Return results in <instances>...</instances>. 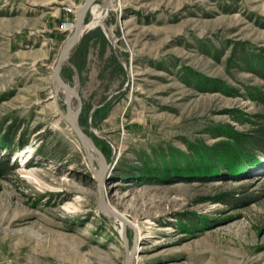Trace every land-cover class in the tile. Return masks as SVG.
<instances>
[{
  "label": "rangeland",
  "instance_id": "374dc122",
  "mask_svg": "<svg viewBox=\"0 0 264 264\" xmlns=\"http://www.w3.org/2000/svg\"><path fill=\"white\" fill-rule=\"evenodd\" d=\"M83 1L0 0V264H264L263 153L205 148L264 117V0H115L87 30L60 74L103 174L51 81Z\"/></svg>",
  "mask_w": 264,
  "mask_h": 264
},
{
  "label": "trees",
  "instance_id": "16d2710c",
  "mask_svg": "<svg viewBox=\"0 0 264 264\" xmlns=\"http://www.w3.org/2000/svg\"><path fill=\"white\" fill-rule=\"evenodd\" d=\"M85 50V45L83 43V40L74 47L73 52L71 53L69 60L72 61L74 64H76V56L78 54H82ZM253 57L255 58L256 64L261 68L260 74L264 78V55H258L256 52L252 53ZM251 54V55H252ZM256 98L263 99L264 101V95H257ZM93 115L95 118H98V120L102 119L106 113L103 111L102 107H97L93 111ZM261 119L252 120L248 119L252 124V129L250 131H240L237 129H234L232 126H230L225 132L227 133L228 141H221L219 143L214 144L212 147H205L206 149L213 150V153H234L237 157V160L235 159L234 162H228V165L231 164L237 165L238 167L243 166L242 162L240 161V158L243 160L247 159L248 162L254 161V157H252V153L254 151H258L260 153H263L264 155V117H258ZM3 141L4 144H10V140ZM104 152L106 153L107 157L109 158L111 154V148L108 144H101L100 145ZM194 153H200L198 151V148L195 147V150H193ZM240 155V157H239ZM227 156V155H225ZM201 157V155H199ZM157 159V157H155ZM141 167L148 166V163H150L149 159L141 155L140 156ZM3 161H0V168L3 167ZM161 164H164L163 161H160L157 166H161ZM133 165L132 164H126L125 168L130 169Z\"/></svg>",
  "mask_w": 264,
  "mask_h": 264
},
{
  "label": "water",
  "instance_id": "95a60500",
  "mask_svg": "<svg viewBox=\"0 0 264 264\" xmlns=\"http://www.w3.org/2000/svg\"><path fill=\"white\" fill-rule=\"evenodd\" d=\"M94 1L95 0H84L83 3L76 9L74 23L72 24L73 25L72 32L67 37L64 44L60 48L58 55H57V58H56V61H55V64H54L53 69L51 71V81L53 84H55L57 82L56 75L60 74L61 67H62L64 61L67 59L69 53L71 52V49L80 42V40L83 38V36L87 32V30L91 29V28L87 27L89 22L85 23L84 21H85V17L87 15V13L92 8ZM107 12H108V10H107ZM101 22H102V20H101ZM99 24L100 23H98L97 25H99ZM62 92L65 96L64 101H65V107H66V114H63V116H64L65 120L67 121L68 125L70 126V128L72 129V131L74 132V134L76 135V137L78 138L81 145L84 148H86L87 150L92 149V150L96 151L98 153V155L101 157L102 162H103V171H102V174H103L105 166H106L105 156H104L103 152L92 142L91 139H89V138L85 139V137H84L85 134L83 133V131L81 130V128L78 124V114L80 111V107H78V109L73 111L71 108V104H70L71 96L66 91L62 90ZM57 93H58V91L55 90V94H57ZM75 97H77V93L75 94ZM101 180H102V177H100V179H99V186H98L99 203L102 205V207L105 210L116 215L121 221H123V223L125 225V223H127V219H125V217L123 215L117 213V211H114L111 207H109L106 203H104L103 196H102ZM128 253H129V251L127 252V260H126L125 264H130V262H131L132 252L130 255H128Z\"/></svg>",
  "mask_w": 264,
  "mask_h": 264
},
{
  "label": "bare ground",
  "instance_id": "6f19581e",
  "mask_svg": "<svg viewBox=\"0 0 264 264\" xmlns=\"http://www.w3.org/2000/svg\"><path fill=\"white\" fill-rule=\"evenodd\" d=\"M115 0H106L104 1V7L103 10L100 14L96 15L91 22L88 23L89 28H92L94 26H96L98 23L101 22V20L103 19V17L105 16V14L107 13V10H109L111 8V6L113 5ZM56 80L57 82L55 84H53V88L54 90L59 91L60 89H62L63 91H66L71 97H75L76 92L64 81V79L61 77L60 74L56 75ZM85 139H88L89 137L87 135H84ZM87 155H88V159L93 162V160L96 158L95 157V153L93 154V150L89 149L87 150ZM8 207V205H7ZM116 208H113V210H115ZM121 225L124 228V223L123 221H120ZM22 223V222H21ZM123 228L121 229V231L123 230ZM131 252L128 253V255H130Z\"/></svg>",
  "mask_w": 264,
  "mask_h": 264
},
{
  "label": "built area",
  "instance_id": "2783aa9c",
  "mask_svg": "<svg viewBox=\"0 0 264 264\" xmlns=\"http://www.w3.org/2000/svg\"><path fill=\"white\" fill-rule=\"evenodd\" d=\"M64 9H65V10H68V11H72V10H73L70 6H65ZM71 24H72V23H71Z\"/></svg>",
  "mask_w": 264,
  "mask_h": 264
},
{
  "label": "crops",
  "instance_id": "0c3cea01",
  "mask_svg": "<svg viewBox=\"0 0 264 264\" xmlns=\"http://www.w3.org/2000/svg\"><path fill=\"white\" fill-rule=\"evenodd\" d=\"M57 13V11H55V14Z\"/></svg>",
  "mask_w": 264,
  "mask_h": 264
}]
</instances>
